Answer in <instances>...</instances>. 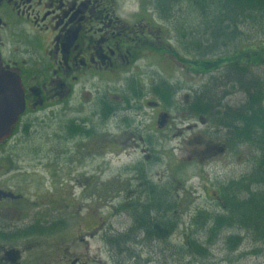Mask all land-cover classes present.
<instances>
[{
    "label": "flooded vegetation",
    "instance_id": "obj_1",
    "mask_svg": "<svg viewBox=\"0 0 264 264\" xmlns=\"http://www.w3.org/2000/svg\"><path fill=\"white\" fill-rule=\"evenodd\" d=\"M127 6L136 11L124 12L122 8ZM157 7L158 0H0L2 68L19 78L25 100L24 113L11 136L0 145V264L124 263L125 258L115 252L114 238L121 235L112 234L117 223L103 224L92 210L94 225L87 230L83 223L77 230L66 224L69 209L79 213L84 210L82 195L76 198L77 184L70 187L67 160L62 156L53 160L22 159L11 151L27 147L24 142L32 139L38 123L59 113L57 139L67 143L80 131L86 137L88 123L79 120L75 124L68 119L71 110L84 101L86 105L96 103V111L89 115L109 118L147 115L145 112L150 111L158 118L155 129H167L173 120L165 110L159 71L147 78L136 69L139 62L154 59L159 52L157 42L164 47L158 63L163 64L165 52L171 54L165 49V20ZM137 13L140 20L134 17ZM178 35L176 32L171 46L174 52L180 49ZM103 83L109 87L108 95L97 93L96 102L85 100L90 89ZM171 94L170 100L173 90ZM191 98L193 95L185 113L196 119L190 109ZM164 116L167 120L160 123ZM41 172L48 176L38 177ZM125 214L129 220L126 210ZM126 225L120 227L122 233L130 224ZM176 230L168 237L173 246H179L173 237ZM135 252L132 262L126 264L161 261L150 257L147 250Z\"/></svg>",
    "mask_w": 264,
    "mask_h": 264
},
{
    "label": "rangeland",
    "instance_id": "obj_2",
    "mask_svg": "<svg viewBox=\"0 0 264 264\" xmlns=\"http://www.w3.org/2000/svg\"><path fill=\"white\" fill-rule=\"evenodd\" d=\"M183 3L184 0H180V5L175 9L174 21L187 29L186 32L190 27L198 30L200 23L197 24V20L201 22L200 18L191 17L193 10L189 16H186V6ZM122 10L136 11L131 6ZM255 13L256 16L246 25L238 27V33L241 34L237 33V37L228 41L216 52L219 53V57L225 58V55L229 56L238 50L239 54L235 58H247L251 59V62L253 59L252 64L258 65L256 73L264 79V11L256 9ZM204 16L206 23L207 21L213 23V19L219 17V13L210 8L208 14ZM134 17L141 19L139 13ZM155 23L156 27H161L157 22ZM172 27L170 23L164 22L165 49L171 54L165 52L163 64L157 61L161 60L164 47L162 48V45L157 42L159 52L153 55L154 59L139 62L136 66V69L140 70L139 73L147 78L156 75L155 73L159 71L164 86H170L173 89V99L169 102L165 101L166 113H169L173 120L167 129L162 131L155 129L154 124L158 118L151 115L150 111L145 112L147 115H111L109 118L104 115L100 117L89 115L90 112L96 111V103L86 105L88 103L84 101L79 102L78 107L71 110L68 119L75 124H79V120L88 123L86 137L82 135L83 132H80L76 139H69L67 143L57 139L55 135L61 128L59 113L50 115L46 120L38 123L32 139L24 142L27 147H19L20 149L11 151V155L17 158L22 156V159L53 160L60 159L62 156V159L68 161L65 171L68 180L72 181L70 187L71 183H76L78 187L75 190L76 198L81 195L83 197L81 202L84 210L79 213L69 209V217L66 221L68 226L76 230L82 223L85 230L94 225L90 213L93 210L103 224L109 226L117 223L119 225V227L115 225L112 234H123L121 230L127 226L128 222L123 208L130 207L132 203L141 207L140 203L146 200L144 190L149 184L168 189L171 191V197L178 201L184 198L187 200L186 202L184 199L188 208L185 211L180 209L176 211L178 215L176 220L179 224L173 236L175 241L182 245L190 235L203 241L204 233H194V228L190 229L194 216L200 212L215 211L217 204L215 196L219 193L221 186L229 180L243 177L250 170L251 159L254 156L250 147H240L235 153L225 151L223 142L216 138L217 134L214 135L217 128L209 124L207 120L192 119L186 115L185 107L189 103L190 96H194L196 92L208 85L212 77L218 76L219 71L210 70L209 67L220 65V63L218 56L210 55V58L206 59L210 62L208 67L204 65L201 67L196 62L189 67L194 60L198 61L197 53L188 55L181 46L178 52L171 50V46L175 44V33ZM95 86V89H90L91 94H88L85 100L92 99L96 102L99 97L97 93L109 94L106 83ZM241 99V96L234 94L225 103L237 105ZM74 112L81 114L76 115ZM190 126L191 129H189ZM43 169L39 167V170ZM37 176L47 177L48 175L41 172ZM141 177H145L146 182ZM227 236L226 232L219 236L217 244L211 249V261L201 263L191 259L194 264H230L228 261L232 264H264L262 257L240 256L245 252H252L256 247L248 243V240H245V245L231 256L234 259L232 262L231 257L226 256L223 247L222 240ZM91 245L94 246L93 243ZM245 246L247 250H244ZM35 255L37 256L38 253ZM189 261L186 259L184 262Z\"/></svg>",
    "mask_w": 264,
    "mask_h": 264
},
{
    "label": "trees",
    "instance_id": "obj_3",
    "mask_svg": "<svg viewBox=\"0 0 264 264\" xmlns=\"http://www.w3.org/2000/svg\"><path fill=\"white\" fill-rule=\"evenodd\" d=\"M158 3L156 10L173 26L172 31L179 34L184 52L188 55L196 52L198 61L194 60L193 63L201 67H208L210 62L206 59L210 55L219 57L216 51L237 37L238 27L252 20L256 16V9L264 11V0H184L186 16L193 10L191 17L201 20H197V24L200 23L198 30L190 27L186 32L187 29L174 21L180 0H158ZM210 8L217 11L219 17H215L213 23H206L204 15L208 14ZM238 54L237 50L229 56L225 55V58L216 57L220 65H212L209 69L217 70L219 74L195 93L190 109L196 118H203L217 128L214 135L217 134L216 138L223 142L225 151L235 153L240 147L251 148L254 156L249 172L221 186L215 196V211L200 212L194 216L190 229L194 228V233H204V240L199 241L190 235L179 246L171 245L168 237L179 224L176 211L188 208L185 198L178 201L171 197V191L166 188L145 185V202L140 203L141 207L132 203L130 207L123 208L131 219L127 222L130 225L123 234L114 238L116 255L125 258L123 264L131 263L135 251L139 249L147 250L150 257L154 256L152 258H161L159 264H168L169 261V264H194L191 259L205 263L212 260L211 249L224 232L228 235L222 240L227 257L238 252L245 245L244 241L248 240L256 247L252 252L240 256L264 259V79L256 73L258 65L252 64L253 59L252 62L247 58L236 59ZM164 87L167 101L173 89L166 85ZM234 94L242 97L240 102L237 105L225 103ZM70 137L73 136L70 134ZM144 178L141 177L143 181ZM186 259L190 261L184 262ZM231 260L234 261L233 257Z\"/></svg>",
    "mask_w": 264,
    "mask_h": 264
},
{
    "label": "water",
    "instance_id": "obj_4",
    "mask_svg": "<svg viewBox=\"0 0 264 264\" xmlns=\"http://www.w3.org/2000/svg\"><path fill=\"white\" fill-rule=\"evenodd\" d=\"M25 111L23 88L19 78L4 71L0 58V145L11 136ZM167 116L162 117V121Z\"/></svg>",
    "mask_w": 264,
    "mask_h": 264
}]
</instances>
